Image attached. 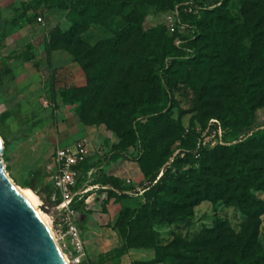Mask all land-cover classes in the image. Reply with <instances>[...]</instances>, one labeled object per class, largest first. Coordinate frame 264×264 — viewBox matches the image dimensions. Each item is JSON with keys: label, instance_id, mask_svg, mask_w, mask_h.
<instances>
[{"label": "rangeland", "instance_id": "1", "mask_svg": "<svg viewBox=\"0 0 264 264\" xmlns=\"http://www.w3.org/2000/svg\"><path fill=\"white\" fill-rule=\"evenodd\" d=\"M173 1L101 0L100 5L89 3L86 10L81 9V0L33 2L40 63L38 68L13 63L12 75L6 76L0 90L3 161L16 185L31 190L44 205L31 186L42 190L47 181L39 180L35 171L53 178L56 151L63 147L57 143L59 130L65 126L74 133L78 126L84 128L74 140L84 142L89 150V162L78 180V188L88 191L87 205L81 204L77 217L86 251L81 263L59 226L63 218L52 220L70 264H153L154 260V264H233L234 247L240 242L255 240L257 248L264 250V215L248 219L236 206L218 198L216 189L208 200L176 212L173 204L183 199L179 190L169 186L165 190L169 194L164 191L154 198V202L160 200L154 204L158 208L149 203L139 224L130 226L134 211L147 204L144 188L156 173L157 181L163 177L164 186L185 173L197 175L202 168L205 176L221 174L229 153L219 148L218 130L208 128L225 124L223 142L234 143L233 128L245 125L249 118L242 103L244 93L255 111L253 127L264 125V0L247 4L226 0L219 12L212 6L220 0H192L212 7L198 17L204 33L194 45L199 57L190 63L177 62L167 72L168 112L141 119L142 132L136 123L131 126L135 112L161 100L164 82L156 77L159 65L152 45L170 53L182 36L189 35V30L169 32L167 17ZM39 16L46 20V27L38 23ZM130 23L141 26L143 34L130 28ZM7 90L14 96L5 95ZM10 111L17 112L16 118L5 120ZM202 139H207L206 148L196 156L193 148ZM254 150L244 153V160L252 167L264 166ZM178 154V165L173 158L158 172L169 155ZM117 164L120 167L115 170ZM107 167L124 172L123 190L103 185ZM254 194L264 202V192ZM125 208L129 215L117 227ZM170 212L174 222L166 217ZM111 226L120 235L122 247L101 235ZM124 238L142 248L123 247ZM130 251L133 256L128 255Z\"/></svg>", "mask_w": 264, "mask_h": 264}, {"label": "trees", "instance_id": "2", "mask_svg": "<svg viewBox=\"0 0 264 264\" xmlns=\"http://www.w3.org/2000/svg\"><path fill=\"white\" fill-rule=\"evenodd\" d=\"M188 0H174L172 6L170 7V11H172L175 6L181 4ZM192 1V0H189ZM244 4H247L249 0H241ZM194 2V1H193ZM95 4L100 5L101 0H81L80 7L83 10H86L87 5ZM196 3V2H194ZM226 3V0H220L218 3L213 5L215 7V11H221V7ZM197 4V3H196ZM219 4H221L219 6ZM201 13L211 12L212 7L205 8L204 6ZM27 17V16H24ZM199 17V16H198ZM198 17L195 16H186L184 21L189 23V35L182 36L179 39V43L175 51L170 53H165L164 50L160 49L158 45H152V51L154 54V60L157 61L159 65V70L156 74V77L164 82L161 85V100L160 102L153 107H147L145 110L138 111L134 113V117L131 122V126L133 123L139 128V131L142 132L144 126L141 121L144 118L153 119L159 117L168 112L171 101L170 94L168 92V86L170 85L169 80L167 79V72L171 69V67L177 63H190L191 61L197 59L199 57L198 52L194 48V45L201 40L204 33L202 31V22L198 20ZM20 18L13 19L9 26H14ZM260 21V20H258ZM130 28H133L138 31L139 34H143V29L139 25H134L130 23ZM7 37V34L4 32L3 35L0 36V43L4 42ZM252 41H255V36L252 37ZM28 52L32 51V47L28 46ZM252 49L250 50V66L252 64ZM13 59V58H12ZM10 59V60H12ZM20 59V58H19ZM32 58H28L27 61H30ZM39 67V64H36V68ZM3 86V82H0V88ZM243 106L248 113V122L242 126H235L233 128V136L235 137L234 143L223 142L224 144H220L219 148L223 151L229 153L228 160L223 164L221 169V174L218 175L216 172L214 174L204 175V169H200L197 171V175L193 172H188L183 174L182 176H177L174 180L166 181V186L163 184L162 178L157 181L158 173H156L155 177L150 180V184L144 188V195L147 201V204L142 205L141 209L134 211V216L131 220L130 226H134L139 224V220L145 216L147 213V205L152 202L154 205L155 202L160 200L154 198L156 195L163 193L169 186L174 190H179L178 193L181 194L183 201L177 202L173 204V208L176 212L180 210H184L187 208H192L199 205L201 202L208 200L210 197V193L213 189H216L218 194V198L227 200L228 203L236 206L248 219L250 220H258L261 216L264 215V202L260 200L254 193L255 192H264V166L261 167H252L248 164L247 161L244 160L243 154L248 150H254V155L257 159L264 161V152H257V148H264V125L261 128H254L253 124L255 121V111L250 106L249 98L246 96V93L243 95L242 100ZM16 111H10L5 115V120L10 119L12 117H16ZM142 119V120H141ZM21 123V121H20ZM219 124V125H218ZM23 125V123H22ZM21 126V124H20ZM226 125L220 122L211 124L208 128V131L219 130L220 128L224 132ZM132 132L133 127H131ZM6 138V145L7 137ZM4 138V139H5ZM203 140V139H202ZM200 140L193 148L194 152L197 155H200L205 150V147H200L199 144L202 142ZM195 153L193 154L195 156ZM188 156L184 157L187 158ZM174 158V165H178L181 162V154H178L176 157L174 155H169L166 161L159 167V171L164 168L170 160ZM183 159V158H182ZM169 164L168 166H170ZM87 166V165H85ZM84 166V167H85ZM211 169V168H210ZM37 178L39 180H44V175L41 170L35 171ZM105 175V174H104ZM216 177V178H214ZM218 179V180H217ZM123 180L116 177H109L105 175L103 179V185L112 187L116 190H123ZM168 182V183H167ZM190 187V188H189ZM31 189L36 191L37 195L50 207H55L58 203L53 204L50 201L51 194L53 189L51 186L47 185L46 188H42V190H37V186H31ZM52 189V190H51ZM167 192V191H165ZM169 194V192H167ZM175 193V192H174ZM76 207V205H75ZM154 208H158V204L154 205ZM170 214H166V217L171 216ZM129 215V209L125 208L121 211L119 220L116 224L117 227L121 224L122 220ZM171 222H174L170 218ZM241 244L235 245V260L233 264H264V250L257 248L256 241H247L244 245L243 242ZM123 247H127L129 249H141L142 246H137L133 244H129L128 240L124 238ZM155 261V260H154ZM152 262L153 264L155 262Z\"/></svg>", "mask_w": 264, "mask_h": 264}, {"label": "water", "instance_id": "3", "mask_svg": "<svg viewBox=\"0 0 264 264\" xmlns=\"http://www.w3.org/2000/svg\"><path fill=\"white\" fill-rule=\"evenodd\" d=\"M4 150L0 137V264H66L53 231L8 175Z\"/></svg>", "mask_w": 264, "mask_h": 264}, {"label": "built area", "instance_id": "4", "mask_svg": "<svg viewBox=\"0 0 264 264\" xmlns=\"http://www.w3.org/2000/svg\"><path fill=\"white\" fill-rule=\"evenodd\" d=\"M202 10L203 7L196 5L192 1H185L175 6L167 17L169 32L176 34L178 32L183 33L188 31L189 23L184 21V18L186 16L198 17ZM37 20L43 27L47 26V22L43 17H38ZM222 132L220 128L218 133L221 140L220 144L223 145ZM206 145L207 139H204L200 142L199 148L205 147ZM88 159L89 150L82 141H78L70 147L61 148L56 151L57 171L53 178V192L50 198L51 203H58L53 209L54 214L51 216V219L54 222L56 218H63L59 226L73 243L78 254L77 263H81L86 255L85 242L77 222V217L80 215V212L76 210L75 205L84 204L85 194L88 193L83 188H78V180L82 168L87 164ZM129 159L131 160V158Z\"/></svg>", "mask_w": 264, "mask_h": 264}, {"label": "crops", "instance_id": "5", "mask_svg": "<svg viewBox=\"0 0 264 264\" xmlns=\"http://www.w3.org/2000/svg\"><path fill=\"white\" fill-rule=\"evenodd\" d=\"M34 1L35 0H0V36L3 35L4 32L7 34L5 41L0 43V82H3V86L0 88V90H2L5 87L6 76H8V74L12 75L11 65L13 63H18L21 65H29V64L36 65L40 63V57L38 56V52L40 48L38 46L39 37L37 36L39 30L33 27L34 26L33 12L35 11L33 9ZM15 18L17 19L20 18V19L19 21H17V23L14 26L12 25L9 26V23ZM28 46L32 47V51L30 52L27 51ZM28 58H32V59L30 61H27ZM23 76L24 75H22L21 77ZM13 93L14 92H9L8 94V90H7V92H5L4 94L7 96H14ZM15 96H17V93ZM20 121L23 120L22 119L18 120L19 124H21ZM83 129L84 128L82 126H78L77 129H75L76 131L74 130L75 132L73 131L74 133H72V130L70 132V129H67L65 126H62V129L59 130L60 132L58 133L56 138L58 145L59 146L62 145L63 147H59L58 149L70 147L73 144H75L76 142H74V140L77 139L76 138L77 135L75 134L80 133V131H82ZM87 140L88 139L86 137L85 141ZM92 158L96 159L94 157ZM54 165H55V170L53 171L54 172L53 173L54 175H52L53 178L57 171L56 159ZM113 167H115L116 170L120 167V164H117ZM105 169H104L105 175L109 177L120 178L122 180L124 179L123 177L124 172L120 174V172L118 173L115 170H111V171L108 170L112 168L107 167V170ZM53 178L51 177L44 178V180H46L47 182L44 184L43 189L46 188L47 185L51 186L53 189ZM75 208L81 214L82 206L77 205ZM102 230H105V228ZM90 232L91 230L87 231V233ZM101 235H103V237L105 236L110 237V239L112 240L110 244L119 245L120 247H122V243L119 237L120 235L116 232L114 226H111L110 228H106V233ZM133 253H134L133 251H130L128 255L133 256L134 255ZM134 264H141V262H137V263L135 262Z\"/></svg>", "mask_w": 264, "mask_h": 264}, {"label": "bare ground", "instance_id": "6", "mask_svg": "<svg viewBox=\"0 0 264 264\" xmlns=\"http://www.w3.org/2000/svg\"><path fill=\"white\" fill-rule=\"evenodd\" d=\"M18 188L25 195V197L31 202V204L38 210V212L41 214L42 218L45 220V222L47 223V225L53 231L54 236L56 237V234L54 233V230H53V225H52L53 222H52V219L49 217V214L46 211V209L44 208V205L40 201V199L31 190H29V189H23V188H21L19 186H18ZM56 239H57V237H56ZM57 241H58V239H57ZM58 244H59V242H58ZM63 256H64V259L66 261V264H70V262H69L68 258L66 257V255L63 254Z\"/></svg>", "mask_w": 264, "mask_h": 264}]
</instances>
